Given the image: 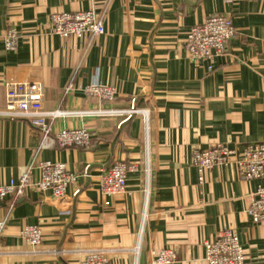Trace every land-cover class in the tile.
<instances>
[{"label":"crops","instance_id":"1","mask_svg":"<svg viewBox=\"0 0 264 264\" xmlns=\"http://www.w3.org/2000/svg\"><path fill=\"white\" fill-rule=\"evenodd\" d=\"M87 9L103 21L100 36L50 30L52 12ZM215 12L231 17L235 32L224 54L192 61L182 40ZM12 26L19 39L10 51L3 36ZM14 80L39 81L44 109L64 112L47 120L52 133L83 128L92 137L86 149L62 148L52 133L43 139L28 120L0 113V183L37 159L61 161L75 175L62 198L33 191L0 200V264H77L89 250L114 264H156L160 248L174 251L170 264H206L204 243L229 227L246 264H264V222L246 214L264 170L243 180L235 166H215L200 181L191 164L194 148L242 150L264 140V0H0V111L4 83ZM93 81L114 86L115 100L87 95ZM131 105L146 114L95 112ZM122 161L138 171L127 174L123 194L102 196V169ZM36 224L33 247L19 232Z\"/></svg>","mask_w":264,"mask_h":264},{"label":"built area","instance_id":"2","mask_svg":"<svg viewBox=\"0 0 264 264\" xmlns=\"http://www.w3.org/2000/svg\"><path fill=\"white\" fill-rule=\"evenodd\" d=\"M225 4H235L240 0H223ZM50 30L65 38L73 36L83 38L87 33L100 36L105 29L101 17L93 9L76 12H52L49 15ZM235 32L231 17L225 12H215L202 22L192 25L182 40V46L190 60L195 62L212 60L215 56L224 54L229 39ZM19 33L15 26L6 29L3 36L4 48L13 51L17 45ZM4 102L0 111L10 118L28 120L32 127L40 130L43 139H47L51 127L49 118L64 114L59 109L47 111L43 107V86L36 80L6 81ZM74 89V83L69 82L65 93ZM83 91L99 99L103 103L113 102L116 89L112 85L91 82L84 86ZM96 113H123L127 118L133 114H146L143 109H136L131 105L128 109L95 111ZM54 142L62 148L70 146L86 149L91 142V135L83 128L61 129L55 133ZM42 145H46L43 141ZM191 164L198 170V178L204 180V174L215 166H235L243 180L258 179L263 176L264 170V140L244 144L242 150L225 147L215 143L209 148H194L191 155ZM135 164L113 162L102 169L99 175V187L102 196L110 197L123 194L126 191V177L130 172H136ZM75 175L68 171L61 161H46L37 159L26 166L16 180L0 183V200L11 196L14 201L26 197L29 192H50L53 199L65 196L68 187L74 182ZM249 203L246 214L255 223L264 222V185L259 186L248 195ZM108 203L105 200L104 204ZM11 207V204H9ZM4 221L0 220V236L4 228ZM19 235L31 246L40 243L41 228L39 225H25ZM206 264H246L247 254L239 243L235 230L231 227L223 228L216 233L215 238L204 243ZM156 264H170L175 259L174 251L169 248H160L154 253ZM77 264H114L108 254L102 250H89Z\"/></svg>","mask_w":264,"mask_h":264}]
</instances>
